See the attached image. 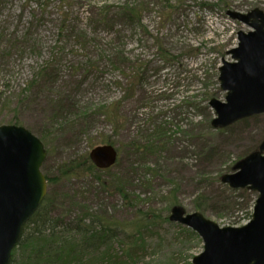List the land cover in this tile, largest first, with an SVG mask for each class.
Returning <instances> with one entry per match:
<instances>
[{"label": "rangeland", "instance_id": "374dc122", "mask_svg": "<svg viewBox=\"0 0 264 264\" xmlns=\"http://www.w3.org/2000/svg\"><path fill=\"white\" fill-rule=\"evenodd\" d=\"M72 1L70 27L59 34L64 0H0V125L19 121V126L39 137L46 151H51L44 163L55 166L53 172L59 176L62 163L89 155L92 148L104 144V137L111 136L117 147H123L116 165L106 170L96 168L84 178L60 177L56 183H48L45 197L55 190L59 207L73 215L87 207L92 211L107 209L117 219H131L136 208L169 214L171 207L166 208L175 199L189 212L196 210V203H205L203 213L220 226L247 223L257 193L251 191L253 202L249 206L244 189L230 188L221 176L233 172L238 160L258 148L264 139V114L219 130L211 125L214 111L202 106L205 91L225 99L218 81L219 66L222 59H232L227 51L238 44V32L250 30L245 23L231 19L227 11L264 10V0H223L229 6L226 8L202 4L217 0H178L183 13L169 22L160 7H154L144 19L148 34L143 30L131 35L129 28L123 31L125 36L131 35L125 48L128 59L138 65L151 64L143 90L128 99L124 97L126 71L132 65L110 69L107 59L92 47L91 35L86 40L88 46H83L68 34L75 22L77 28L93 33L89 18L94 8L119 6L126 0ZM158 33L166 37L168 47L179 57L178 63L165 65L160 61L153 39ZM96 37L105 42L112 36L101 30ZM5 51L8 56L3 59ZM47 58L57 70L55 82L48 84L41 77L38 86L26 90ZM90 62L95 64L90 67ZM122 97L126 126L119 135L103 116L91 124L66 107L69 101H76L90 114ZM61 106L66 108V120L55 121ZM161 128L165 138L154 152L134 150L129 145L131 139H144ZM119 183L127 198L114 191L113 184ZM161 227L164 237L147 238L138 264H193V257L203 251L202 239H178L182 235L174 226L162 223Z\"/></svg>", "mask_w": 264, "mask_h": 264}, {"label": "trees", "instance_id": "16d2710c", "mask_svg": "<svg viewBox=\"0 0 264 264\" xmlns=\"http://www.w3.org/2000/svg\"><path fill=\"white\" fill-rule=\"evenodd\" d=\"M64 1L63 6L65 10H62L61 19H59V34H64L65 30L69 29L70 26L68 24L71 21L75 4L71 0ZM202 4H205L209 8L211 6L229 7L223 0L212 2L211 5L208 1H202ZM44 6L46 7L47 5ZM154 7H160L161 12H163V18L168 22L172 17L175 18L178 13H183V7L178 0H126L119 6L103 4L95 7L93 13L90 15V24H93L94 27L93 33L89 34L85 30L77 28L79 24L76 22H73V31L68 33L71 37L78 38V42L83 46H88L86 40L88 35H91L92 47L104 59H107L106 61L110 69L122 70L123 67L129 66V64L133 66L128 71L124 70V72H127L128 77L126 95L124 96L127 99L133 98L143 88L148 79L147 73L151 68V64L138 65L133 60H129L125 48L132 34L138 35L143 30L148 34L147 26L145 27L144 25V19L146 14L154 10ZM128 28L133 31L130 36H125L123 31ZM101 30L110 32L112 37L105 42L99 41L96 36L97 32ZM153 39L161 62L165 65L178 63V55L173 53L168 47V42L163 34L158 33L157 37ZM7 53L6 51L3 52V59L7 58ZM93 64L95 63L90 62L89 66L92 67ZM155 69L160 70L161 67L159 69L156 67ZM208 74L212 75V73ZM57 75V70L47 58L39 74L27 84L26 90L38 86L37 82L41 77L45 78L48 84H52L55 82ZM116 84L120 85V82L116 81ZM215 95L214 91H205L203 93L202 107L210 109L207 103ZM122 103L123 97L102 105L98 110L90 114L88 108L81 109L76 101H69L66 107L75 110L86 122L89 121L91 124L94 121H99L103 116L114 133L119 135L126 126ZM57 111V115L54 116L56 118L55 121L59 119L66 120L64 115L66 108L61 106ZM252 117L242 119L241 121H246ZM13 123L20 124L19 121H14ZM229 127L221 130H226ZM210 128L211 125L208 124L207 129L210 130ZM156 130L152 131L153 134L149 137H144V139H131L132 141L129 145L134 150L144 149L145 153L154 152L160 146L159 142L165 138L162 128L159 131ZM42 139H46L44 132H42ZM102 143L115 145V141L111 136L104 137ZM205 147H208V142L205 143ZM117 149L121 152L123 147L119 146ZM210 149L212 148L210 147ZM48 150L47 153L50 155L51 151ZM42 169L48 183L54 184L63 176L84 178L87 174H93L96 166L90 160L89 155L86 154L62 163L58 167L60 176L53 172L55 166L54 168L53 166L48 167L44 163ZM113 186L114 191L127 198L126 189H124L122 184H113ZM54 192L55 190H51L48 193L49 196L45 197L37 211L25 224L21 239L13 250L10 264H138L140 259L138 254L146 245L147 238L163 235L162 223H169L171 226H174L178 234L182 235L181 237H177L178 239L185 237L191 240H200L199 235L194 230L178 222L171 221L169 219L170 213H164V211H162L163 213H157L156 209L136 208L134 216L131 219H117L113 212L110 213L107 209L92 211L87 207H82L78 214L73 215L70 211L59 207ZM243 193L247 204L250 202L249 206H251L253 202L252 192L244 189ZM176 203L178 201L175 199L169 201V206L166 210L177 205ZM195 209L203 212L205 210V203H196ZM251 217L252 209L248 213V218L250 219Z\"/></svg>", "mask_w": 264, "mask_h": 264}, {"label": "water", "instance_id": "95a60500", "mask_svg": "<svg viewBox=\"0 0 264 264\" xmlns=\"http://www.w3.org/2000/svg\"><path fill=\"white\" fill-rule=\"evenodd\" d=\"M227 14L251 29L238 32V45L227 51L219 67L220 90L225 99L212 97L211 125L221 129L255 115L264 114V10H228ZM47 151L43 141L23 126L0 125V264H10L24 225L41 205L48 191L42 171ZM89 157L98 169L114 166L118 149L98 145ZM233 172L221 176L232 189L257 193L252 218L241 226H220L202 211L171 208L169 219L194 230L202 239L203 251L193 264H264V139L258 148L238 160Z\"/></svg>", "mask_w": 264, "mask_h": 264}]
</instances>
